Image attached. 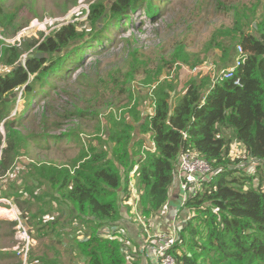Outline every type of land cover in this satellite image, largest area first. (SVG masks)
Listing matches in <instances>:
<instances>
[{
	"label": "trees",
	"instance_id": "16d2710c",
	"mask_svg": "<svg viewBox=\"0 0 264 264\" xmlns=\"http://www.w3.org/2000/svg\"><path fill=\"white\" fill-rule=\"evenodd\" d=\"M140 1L114 0L108 11L104 5L102 9L100 4L92 5L90 19L109 13L101 29L84 32L68 22L41 40L32 38L16 45L5 40L27 23H19L15 10L7 9L0 0V65L11 67L0 73V121L9 115L4 99L19 90L29 103L33 93L40 91L36 85L47 76L68 70L77 62L74 54L91 40L104 38L102 33L113 26V21L120 20ZM151 3L147 1L145 13L158 9ZM234 15L232 28L225 32L230 42L217 43L221 54L216 60L223 63L220 68L227 67L236 46L243 48L244 61L232 78L212 83L205 72L189 79L181 96L172 97L176 82L159 76L166 65L187 63L184 49L178 47L170 62L144 81L151 86L153 111L142 117L136 134L132 124L123 119L113 121L106 139L98 138L99 148L89 145L85 150L80 141L82 150L66 165L32 161L26 165V179L14 191L0 187L1 194L13 201L30 234L51 241V255L43 252L39 259L32 252L33 258L43 264H63L64 256L68 264H127L129 250L123 240L105 235L107 230L119 229L124 217L128 220L130 208L125 202L131 196L130 178L134 174L137 212L148 223L168 200L179 154L190 151L207 160L213 171L185 202L187 218L169 249L175 263L264 264V19L248 32L246 22L238 13ZM72 45L73 54H66ZM210 50L212 46L191 66L201 62ZM37 53L43 56L29 57ZM23 54L22 65L17 62ZM137 66L135 59L127 75L137 74ZM236 77L239 85L233 83ZM134 117L138 119L135 113ZM5 128L0 178L7 175L27 142L11 123L6 122ZM1 141L0 134V145ZM234 142L244 149L242 158L231 157ZM250 165L254 166L253 173L247 171ZM11 225H15L12 220ZM9 254L2 252L0 257Z\"/></svg>",
	"mask_w": 264,
	"mask_h": 264
},
{
	"label": "rangeland",
	"instance_id": "374dc122",
	"mask_svg": "<svg viewBox=\"0 0 264 264\" xmlns=\"http://www.w3.org/2000/svg\"><path fill=\"white\" fill-rule=\"evenodd\" d=\"M3 1L7 9L15 10L19 23H27L5 40L9 44L19 45L32 38L41 40L49 32L68 22L75 23L84 32L101 29L109 13L103 12L104 16L90 19L88 15L91 6L100 4L102 9L104 5L105 11H108V5L114 0ZM147 1L137 2L134 9L127 11L120 20L113 21V26L102 33V36L106 35L104 38L98 42L91 40L74 54L77 62L69 65L68 70L61 71L59 76L44 78L43 83L35 86L40 91L33 93L29 103L19 90L4 99L3 104L9 109V115L3 122L0 121V156L2 148L6 146V122L26 136L27 142L7 175L0 178L3 190L14 191L26 179V165L32 161L66 165L76 158L82 147L85 150L89 145L99 148L101 142L98 138L106 139L105 133L113 121L123 119L132 124L135 128L133 134H136L142 117L153 111L151 86H147L144 81L149 80L163 63L170 62L176 48L184 49L187 63L177 61L166 65L163 74L159 76V79H174L176 82V95L172 91V97L181 96L185 83L192 77L205 72L212 74L223 65L216 62L221 54L217 43L230 42V35L225 32L232 28L235 13L246 22L244 29L248 32H251V27H255L258 21L264 19V0H151L158 9L145 13ZM211 46L212 50L207 56L191 66L196 60L202 59L204 51ZM73 48L74 45L66 54H73ZM31 51L33 50H29ZM235 51H238L237 46L234 61L238 55ZM25 58L26 54H23L17 63L23 65ZM135 59L138 72L130 77L127 73L130 63ZM232 65L233 62L228 66ZM196 66L199 69L193 72L192 68ZM204 66H209L210 69L207 70ZM10 68L0 65V73ZM134 113L138 118L136 120ZM230 154L232 158H242L245 155L238 142L232 144ZM240 166L244 164L241 163ZM247 169L250 173L254 172L253 165ZM133 176L134 174L130 178L131 184ZM10 197L15 198V195ZM134 201H137V193H133L128 203L125 202L130 208L129 220L132 223L133 219H138L140 224L148 227V223L135 215ZM8 209L14 210L13 207ZM33 209L34 206L31 207ZM4 219L9 222V226L6 223L0 226V253L10 254L1 256L0 264H19V258L11 249L15 244L14 226L9 217L0 216V221ZM175 221L181 228V222ZM134 227L138 229L139 235L141 231L138 226ZM124 233L122 229H117L108 235L110 238H121L125 246L128 243L124 242ZM146 249L131 242V251L137 255L144 253L149 256L148 250L156 251L150 245ZM126 257L129 259L127 264H135L130 261L132 254H127ZM63 259V264H68L66 256Z\"/></svg>",
	"mask_w": 264,
	"mask_h": 264
},
{
	"label": "built area",
	"instance_id": "2783aa9c",
	"mask_svg": "<svg viewBox=\"0 0 264 264\" xmlns=\"http://www.w3.org/2000/svg\"><path fill=\"white\" fill-rule=\"evenodd\" d=\"M237 49L239 54L235 58L236 66L240 65L245 58V54H243V48L238 45ZM207 70L210 69L209 66H204ZM229 68V67H228ZM199 69L198 66L192 68L193 72H197ZM234 67L231 66L229 69H219L216 72L210 74L212 83H215L219 79H226L233 77ZM233 83L235 85H239V78L233 79ZM178 171L177 178L179 181L180 191H181V201L180 208L185 210V202L190 195L195 194L202 186V181L210 178L212 174L213 168L211 164L205 160L204 158L198 156L196 153L190 151H183L179 154L177 159ZM136 206V202H133ZM0 204L9 205L10 208L13 207L10 199L2 196L0 197ZM136 209V208H135ZM136 216L140 215L135 212ZM15 222L14 225V237L15 244L12 246V250L15 255L19 258L20 264H43L39 259L32 257V252L34 251L37 240L30 235L27 230L23 220L18 217V215L13 216L11 219ZM137 221V222H136ZM135 222L140 224L141 222L137 219ZM179 229V225L176 221H172L167 232H161L159 237L156 236L154 240V244L150 245L155 248V252L153 253V264H176L174 256L169 251V249L174 244L176 238V232ZM117 228H112L106 231V237H109V232L115 231ZM105 233V232H104ZM148 245V244H147ZM146 245V248H147Z\"/></svg>",
	"mask_w": 264,
	"mask_h": 264
},
{
	"label": "crops",
	"instance_id": "0c3cea01",
	"mask_svg": "<svg viewBox=\"0 0 264 264\" xmlns=\"http://www.w3.org/2000/svg\"><path fill=\"white\" fill-rule=\"evenodd\" d=\"M232 62H234V57H233V60L231 61V63ZM227 67H229V66H227ZM219 69H222V68H218V70ZM171 94H173V93L171 92ZM177 96H179V95H177ZM150 145H151V143L147 144V146H150ZM130 175H132V174H130ZM130 185L132 187H131V196L129 198L132 197L133 193H136L135 187H134V179H133V184H131V182H130ZM2 196L3 195L1 194V190H0V197H2ZM180 201H181V191H180L178 178L175 174V178H174L172 184L170 185V187L168 189V200H167V202L165 203L163 208L158 212V214L155 217L150 218V220L148 222V225H149L148 227H145L143 224H137L136 223L137 221L135 222L134 219L132 220V223H131V221L129 220V215H128V220H126L125 217L122 219V226L119 227V229H122L125 232L123 234V237L125 238L124 242L128 243V245H125V246L128 248L129 254H132V257L130 259L131 262H135V264H153V260H152L153 259V253L148 250L149 256L147 254H144V253H141V255H137L134 251L133 252L131 251V242L138 245L141 249H143V246L146 249L147 244L148 245L154 244V240L157 236V233L168 231L169 226H170L172 221L177 220L178 222H181V226H183L185 223L186 217H187V212L180 208ZM126 203H127V201H126ZM0 207L7 208V209L10 208L9 205H6V204H3V205L0 204ZM14 210H15V208H14ZM132 211H134L133 208H132ZM15 212H16V210H15ZM16 215H18L17 212H16ZM2 223H6L9 226V222L5 219L0 221V226ZM25 226H26V224H25ZM134 226H138L139 230L141 231V233H139V235H138V229L135 228ZM36 228H37V225L33 227V229H36ZM142 231H146V233H142ZM77 232H80V230H78ZM34 238L37 240V245L33 251V255L37 258H39L38 256L42 255L43 252H47L48 255H51V252H50L51 241L47 237L36 236ZM151 242H153V243H151ZM146 251H147V249H146ZM12 252L14 253L13 250H12ZM127 260H129V259L127 258ZM140 261H142V262H140Z\"/></svg>",
	"mask_w": 264,
	"mask_h": 264
},
{
	"label": "bare ground",
	"instance_id": "6f19581e",
	"mask_svg": "<svg viewBox=\"0 0 264 264\" xmlns=\"http://www.w3.org/2000/svg\"><path fill=\"white\" fill-rule=\"evenodd\" d=\"M235 52H236V54H239V51H235ZM243 54H245L244 51H243ZM233 67H234V70H233V72H234L235 71V68L237 67L236 64H235V61L233 62ZM229 68L228 67H223V70L224 69H229ZM226 79H228V78H226ZM13 215H14V210L13 209H7V208L2 209V207H0V216H3V217L4 216H7L10 219H12L11 217H13ZM158 235H161V234H158L157 233V237H159Z\"/></svg>",
	"mask_w": 264,
	"mask_h": 264
},
{
	"label": "water",
	"instance_id": "95a60500",
	"mask_svg": "<svg viewBox=\"0 0 264 264\" xmlns=\"http://www.w3.org/2000/svg\"><path fill=\"white\" fill-rule=\"evenodd\" d=\"M32 56H35V57H37V58H40V57L43 56V54H42V53H37V54H35V55H33V54H29V57H32ZM19 64H20V63H19Z\"/></svg>",
	"mask_w": 264,
	"mask_h": 264
}]
</instances>
